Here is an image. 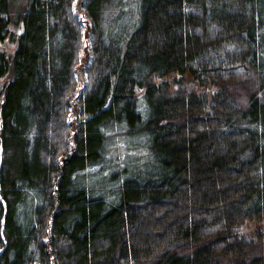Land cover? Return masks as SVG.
I'll use <instances>...</instances> for the list:
<instances>
[{"label": "trees", "instance_id": "obj_1", "mask_svg": "<svg viewBox=\"0 0 264 264\" xmlns=\"http://www.w3.org/2000/svg\"><path fill=\"white\" fill-rule=\"evenodd\" d=\"M76 2L0 0V264H264V0Z\"/></svg>", "mask_w": 264, "mask_h": 264}, {"label": "rangeland", "instance_id": "obj_2", "mask_svg": "<svg viewBox=\"0 0 264 264\" xmlns=\"http://www.w3.org/2000/svg\"><path fill=\"white\" fill-rule=\"evenodd\" d=\"M8 2H9V4H13L12 5V7L14 8V9H12L13 10V12L11 13L12 14V19L13 18H15L16 17V13H17V11L21 8V7H23L24 9H25V7H26V5H25V2H26V0H8ZM24 3V4H23ZM25 6V7H24ZM80 21H83V22H85V24H88V22L86 21V20H84L83 18H82V16H81V20ZM128 23V20H127V17L125 16L123 19H121V24H122V26L123 25H125V24H127ZM11 30L13 31V30H15L13 27H11ZM4 45V44H3ZM6 45V44H5ZM13 45L12 44H9V43H7V49L6 50H4V49H1L3 52H7V53H11L12 51H13ZM6 79H2V80H0V84H2L4 81H5ZM190 81L189 80H187L186 81V83H189ZM170 88H172V89H170ZM170 88H169V91H170V93L174 90V84H173V80H171V83H170ZM209 93H211V90H209ZM143 108H144V106H142ZM74 109L77 111V109H76V107H74ZM145 110V109H144ZM72 115V114H71ZM79 120V118H78V111H77V114H76V116H75V119H74V122H71V123H69L72 127H73V124L75 125V129H76V127H77V124H76V122ZM125 134H126V137L127 138H129L128 137V134H127V131H125V133H124V131L122 130V132H121V136H125ZM138 140V139H137ZM138 142L140 143V145H142L143 146V144L144 143H146L147 142V138H144V139H139L138 140ZM129 143H131L132 144V141H131V139L129 138V141H128V144ZM127 148V145L126 144H124L123 142H121V141H109V143L108 144H106V151H107V153H109L110 151H111V153L113 154L115 151L116 152H119L120 153V158H122V159H124V161H125V163L127 164V166H128V168H129V174H130V176H133V175H135V174H139V173H141L142 171H139V170H147V169H150V165H149V161H147V160H150V161H152V159L150 158V157H148L146 154H145V158L147 159H145V162L143 163V164H141L140 166H136L135 165V163H134V157H132L131 156V154H129V155H125V154H123L125 151H124V149H126ZM118 150H121V151H118ZM134 151H136L135 150V148H133L132 149V151H131V153H133ZM141 154H143L142 153V151H141ZM125 155V156H124ZM124 157V158H123ZM126 159V160H125ZM152 166H154V164H153V162H152ZM246 231V235L248 236V237H250V238H254V231L255 230H258L259 228H260V226L259 225H246V226H244L243 227Z\"/></svg>", "mask_w": 264, "mask_h": 264}, {"label": "water", "instance_id": "obj_3", "mask_svg": "<svg viewBox=\"0 0 264 264\" xmlns=\"http://www.w3.org/2000/svg\"><path fill=\"white\" fill-rule=\"evenodd\" d=\"M85 0H77L76 4H75V13H76V16L79 17V19L81 20V9H82V6H83V3H84ZM6 44V45H5ZM5 44L2 46V49H7V43L5 42ZM16 49V45L14 47V50ZM13 58V57H12ZM87 62V57H86V60L83 64L79 65V67L76 69V76H77V79L78 81L83 84L84 83V78H83V74H82V69H83V66L84 64H86ZM9 72H8V75L6 76V80L8 81L7 84H9V82L12 80L13 78V66H12V61H9ZM179 77V76H178ZM186 78H190L189 75H186ZM170 80L173 79V77L171 76L169 78ZM1 102L3 103V96H2V99H1ZM77 114V111L74 109L73 110V113L72 115L70 116L69 118V123L71 122H74V119H75V116ZM73 130H75V125L73 124Z\"/></svg>", "mask_w": 264, "mask_h": 264}, {"label": "bare ground", "instance_id": "obj_4", "mask_svg": "<svg viewBox=\"0 0 264 264\" xmlns=\"http://www.w3.org/2000/svg\"><path fill=\"white\" fill-rule=\"evenodd\" d=\"M86 64H87V62H86ZM86 64H84V66H85ZM84 66H83V68H84ZM78 67H79V66H78ZM78 67H77V68H78ZM77 68H76V69H77ZM76 69H75V71H76ZM82 74H83V69H82ZM75 75H76V72H75ZM170 77H171V76H169V78H170ZM185 77H186V76H185ZM189 77H190V76H189ZM76 78H77V76H76ZM83 78H84V76H83ZM77 80H78V79H77ZM186 80H192V78H188V79L186 78ZM78 82H79V81H78ZM79 83H80V82H79ZM80 84H81V83H80ZM73 110H74V108H73ZM72 113H73V111H72ZM72 113H71V114H72ZM70 116H71V115H70ZM70 116H69V118H70ZM69 118H68V122H69Z\"/></svg>", "mask_w": 264, "mask_h": 264}]
</instances>
